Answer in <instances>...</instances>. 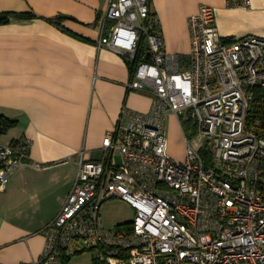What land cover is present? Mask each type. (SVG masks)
Segmentation results:
<instances>
[{
    "label": "built area",
    "instance_id": "1",
    "mask_svg": "<svg viewBox=\"0 0 264 264\" xmlns=\"http://www.w3.org/2000/svg\"><path fill=\"white\" fill-rule=\"evenodd\" d=\"M108 24L98 46L131 62L141 54L129 88L152 91V108H125L102 158L80 157L71 192L44 229L43 254L20 264H69L84 251L99 264H264V129L251 120L264 90V37L223 38L211 5L190 17L187 58L165 49L151 0H109ZM170 116L187 145L183 161L169 152ZM30 145L0 143V193ZM111 199L135 218L108 226Z\"/></svg>",
    "mask_w": 264,
    "mask_h": 264
},
{
    "label": "crops",
    "instance_id": "2",
    "mask_svg": "<svg viewBox=\"0 0 264 264\" xmlns=\"http://www.w3.org/2000/svg\"><path fill=\"white\" fill-rule=\"evenodd\" d=\"M109 0H0V13H33L0 23V115L15 125L0 143L30 142V158L0 193V264L31 263L44 252L45 227L60 213L80 157L102 158L103 143L127 108L148 112L152 91L129 88L130 60L102 27ZM216 9L223 38L264 37V0H151L165 49L188 57L190 17Z\"/></svg>",
    "mask_w": 264,
    "mask_h": 264
},
{
    "label": "rangeland",
    "instance_id": "3",
    "mask_svg": "<svg viewBox=\"0 0 264 264\" xmlns=\"http://www.w3.org/2000/svg\"><path fill=\"white\" fill-rule=\"evenodd\" d=\"M168 138L170 155L177 160H185L187 145L183 133L173 116H170L168 121ZM135 214V210L129 204L118 199H111L106 202L103 218L106 224L112 227L119 223L132 221ZM69 264H95V259L91 251H84L74 255L69 260Z\"/></svg>",
    "mask_w": 264,
    "mask_h": 264
},
{
    "label": "trees",
    "instance_id": "4",
    "mask_svg": "<svg viewBox=\"0 0 264 264\" xmlns=\"http://www.w3.org/2000/svg\"><path fill=\"white\" fill-rule=\"evenodd\" d=\"M152 13H154V12L152 11ZM33 16H34L33 13L4 12V13H0V23L8 22L12 18L28 19V18H31ZM140 56H141V54H140ZM140 56L138 57V60H139ZM138 60H136L135 62L134 61L129 62L132 74L135 71L136 64H137ZM251 120H252V123H255L258 120H260V125H259L260 129H264V90L261 88H258L256 90V99H255V102H254L253 108H252ZM14 125H15V121L10 120L9 118H7L4 115H0V134L8 131ZM69 260L70 259H67L66 262L69 263ZM95 264H99L97 260H95Z\"/></svg>",
    "mask_w": 264,
    "mask_h": 264
}]
</instances>
